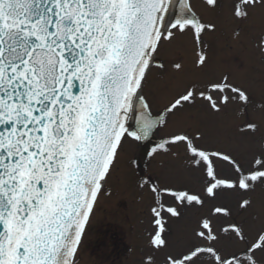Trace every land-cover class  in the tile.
I'll list each match as a JSON object with an SVG mask.
<instances>
[{"label":"snow or ice","instance_id":"6c2138e0","mask_svg":"<svg viewBox=\"0 0 264 264\" xmlns=\"http://www.w3.org/2000/svg\"><path fill=\"white\" fill-rule=\"evenodd\" d=\"M199 3L217 16L225 8V0ZM196 4L0 0V264H81L93 218L119 195L112 181L125 146L143 143L170 117L192 110L208 118L242 114L232 141L260 147L241 160L231 149L208 146L202 128L161 138L147 155L177 157L182 150L199 187L139 177L136 188L150 192L151 203L144 257L134 264H156L161 253L164 264H264V215L254 200L264 190V132L249 113L251 107L264 118V102L254 103L250 86L237 78L245 62L233 57L231 67L185 84L157 114L145 92L154 70L160 79L172 75L169 67L176 75L185 71L182 58H161L178 38L191 37L192 68L207 73L204 35L218 25ZM228 7L243 24L254 10L264 12V0H230ZM232 39H243L239 26ZM253 45L264 64V32ZM187 209L200 212L189 221L190 240L169 250V219L182 220Z\"/></svg>","mask_w":264,"mask_h":264},{"label":"rangeland","instance_id":"374dc122","mask_svg":"<svg viewBox=\"0 0 264 264\" xmlns=\"http://www.w3.org/2000/svg\"><path fill=\"white\" fill-rule=\"evenodd\" d=\"M225 0V6H226ZM205 10L204 8H202ZM197 6V11L204 15V18L208 21L214 22L218 25L217 31L213 33H206L204 38L206 42H208L210 46V54H211V63L209 65V69L207 73H199L196 72L193 68L185 67V71L182 74L176 75L173 71L171 76L165 77V81L155 82L154 88L150 97L152 98L154 107L163 106L167 100L175 94V92L179 91L184 87V85H180L182 80H185L186 83L191 81H202L204 79L210 78L221 70L220 65L224 64L225 68L231 67V59L233 57L239 56L247 65V68L244 72L237 73L240 74L241 80L250 86V91L252 94V99L254 103L264 102V64H261L260 59L254 51L253 41L256 40L259 35L264 32V12L260 9L254 10L250 19L243 24H240L239 21H234L231 16V11L229 7H225L222 14L214 15L213 13H203V10ZM206 14V15H205ZM241 29V36L243 39L239 42L232 39V34L234 29ZM188 45L181 47H177L176 45L170 46L163 50L162 55H165L168 52V55L173 54L176 55V51L179 49L183 51L185 54L189 51V43ZM230 44L231 47L229 49H225V45ZM173 52V53H172ZM179 56V55H178ZM189 56V53L186 57ZM193 59L192 56H189ZM178 59V58H177ZM184 60V59H183ZM191 60V59H190ZM224 61H229V63H224ZM225 68H222L223 70ZM152 85V84H151ZM151 85L149 86L151 88ZM249 113L253 120L261 123V131L264 129V118H262L259 112H252L251 107L249 108ZM243 119V115L241 114L239 118L234 113H228L227 116L223 118H208L204 113L199 110H192L191 112L181 113L175 117H171L168 123V127L165 133L169 134L171 132L176 131L178 128L188 127L192 130L196 128H202L206 131L205 143L210 147H219L222 149H231L234 151V154L241 160H246L249 158V153L255 150H258L260 145L259 143L251 144V145H239L232 141V129L235 124L239 123L240 120ZM133 149L130 145L125 146L124 154H132ZM124 158V161L126 159ZM162 160V158L160 159ZM159 158L154 160L151 164V167L154 168L155 171H152L157 175L162 185L165 184H182L186 185L190 188L196 189L198 188V182L195 174L189 173L184 167L181 166V162L171 161L173 159H167L171 161L169 164L165 163V165H161L159 163ZM164 162V161H163ZM121 167L124 168V165L121 164ZM151 172V170H150ZM127 178H123L121 184L123 194L127 195L126 197L120 198L119 200L124 203L125 206L118 208L117 215L125 223V233L127 234L129 231V227L133 224L134 229L138 232L140 227H143L142 221H140V217L144 216L145 204L144 206L141 204L134 203V200L130 197V188L131 186V176L126 174ZM129 185V186H128ZM118 200V201H119ZM255 200V211L258 214L264 215V190H258L254 194ZM136 204V205H135ZM230 204L235 212L236 203L234 201H230ZM106 209H111V207H106ZM203 211H206L204 209ZM111 214V213H109ZM112 215V214H111ZM200 215L199 211H189L185 214V219H182L178 224L172 225L174 227V233L171 237V249L180 250L183 246L190 240L189 235V221L194 220L196 216ZM247 216V213L242 215V219ZM240 217V218H241ZM103 221L112 220V217L104 214L102 218ZM106 221V222H107ZM133 237L131 233L128 234L127 238L130 240ZM133 238H138V236H134ZM131 239V241L133 240ZM85 256H83L84 258ZM105 261L100 258L85 259L82 264H107Z\"/></svg>","mask_w":264,"mask_h":264}]
</instances>
